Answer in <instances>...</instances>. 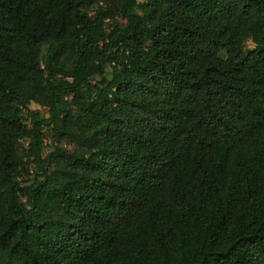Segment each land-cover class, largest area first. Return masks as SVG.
<instances>
[{
	"label": "trees",
	"instance_id": "obj_1",
	"mask_svg": "<svg viewBox=\"0 0 264 264\" xmlns=\"http://www.w3.org/2000/svg\"><path fill=\"white\" fill-rule=\"evenodd\" d=\"M0 264H264V0H0Z\"/></svg>",
	"mask_w": 264,
	"mask_h": 264
},
{
	"label": "rangeland",
	"instance_id": "obj_2",
	"mask_svg": "<svg viewBox=\"0 0 264 264\" xmlns=\"http://www.w3.org/2000/svg\"><path fill=\"white\" fill-rule=\"evenodd\" d=\"M140 1H142V0H140ZM248 45L253 46L254 43H253L252 41H249V42H248ZM31 108H33V109H41V110H44V108H43L42 106H40L39 104H36V103H32V104H31ZM44 113H45V112H44ZM52 142H53L52 139H48V140H47L48 148L52 146V145H51ZM53 145H59V146H62V147H68V148H73V147H74V145H71V144H69V143L66 142V141H63V142L54 141V142H53Z\"/></svg>",
	"mask_w": 264,
	"mask_h": 264
}]
</instances>
